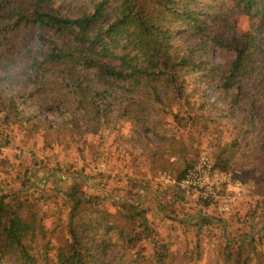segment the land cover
<instances>
[{"label":"trees","instance_id":"1","mask_svg":"<svg viewBox=\"0 0 264 264\" xmlns=\"http://www.w3.org/2000/svg\"><path fill=\"white\" fill-rule=\"evenodd\" d=\"M60 1L0 0L4 120L18 114V99L70 115L75 125L80 114L108 123L116 111L136 124L152 123L158 139L168 140L173 151L172 142L186 140L184 132L178 128L166 136L159 130L166 129L168 109L174 122L185 121L189 131L198 128L203 109L182 101L186 78L196 73L221 89L248 125L244 137L222 143L215 167L242 169L238 154L244 145H254L256 164H264V0H68L73 7L67 12ZM238 15L256 19L253 29L238 34L233 20ZM215 48L231 50L233 57L214 64L207 57ZM177 105L188 116L173 111ZM29 124L31 132L39 127ZM19 191H0V264H113L109 251L121 248L116 252L121 260L123 248L139 240L129 233L147 228L140 198L126 199L110 211L100 196L74 182L65 193L69 244L55 246L37 239L36 212ZM252 241L226 239L223 257L253 264ZM154 242L164 247L156 253V264H174L166 241ZM140 260L135 257L133 264H152Z\"/></svg>","mask_w":264,"mask_h":264},{"label":"rangeland","instance_id":"2","mask_svg":"<svg viewBox=\"0 0 264 264\" xmlns=\"http://www.w3.org/2000/svg\"><path fill=\"white\" fill-rule=\"evenodd\" d=\"M59 3L63 12L73 7L68 0ZM233 20L238 34L252 30L256 21L247 15ZM179 37L176 33L175 39ZM232 57L231 50L215 48L207 59L223 64ZM188 75L182 101L202 108L203 117L196 124L198 128L189 131L190 124L174 122L171 110H167L164 117L169 131L159 130L160 134L170 136L179 128L186 139L172 142L173 151L168 149V140L164 144L158 139L152 123L136 124L116 111L108 123L93 122L80 114L75 125L70 115L27 106L23 99L17 100L18 114L6 120L0 107V191L22 190L20 196L37 215V239L55 246L69 244L65 193L77 182L87 192L100 196L110 211L126 199L138 198L145 209L147 228L137 226L129 233L138 234L139 240L123 248L121 260L116 253L121 248L109 251L113 264H133L135 257L156 264V253L164 247L154 241L161 239L168 244L174 264H234L223 257L224 247L226 239L239 236L253 239L249 249L253 264H264V164H256L259 157L252 152L254 145H244L239 152L242 169L224 170L243 182L242 194L236 198L234 191L226 190L219 193V201L212 202L204 197L202 189H188L181 183L183 178L179 179L204 161L214 165L222 143L244 137L248 127L243 124V115L222 98L221 89L196 73ZM117 95L127 100V95ZM118 103L116 99L114 109ZM173 111L188 116L178 105ZM30 121L32 125L39 123L38 129H31L34 132L30 131ZM167 174L172 178L168 180ZM188 256L193 258L189 260Z\"/></svg>","mask_w":264,"mask_h":264},{"label":"built area","instance_id":"3","mask_svg":"<svg viewBox=\"0 0 264 264\" xmlns=\"http://www.w3.org/2000/svg\"><path fill=\"white\" fill-rule=\"evenodd\" d=\"M166 178L171 179V174H167ZM181 183L188 189H202L204 197L212 202L219 201V193L226 190L234 191L233 197L236 198L242 194L244 186L233 172L220 170L210 161H204L199 167L187 171Z\"/></svg>","mask_w":264,"mask_h":264},{"label":"crops","instance_id":"4","mask_svg":"<svg viewBox=\"0 0 264 264\" xmlns=\"http://www.w3.org/2000/svg\"><path fill=\"white\" fill-rule=\"evenodd\" d=\"M209 220H207L206 222H208Z\"/></svg>","mask_w":264,"mask_h":264}]
</instances>
